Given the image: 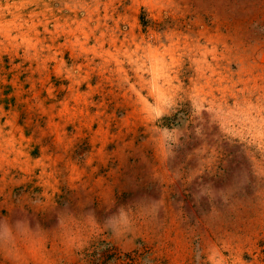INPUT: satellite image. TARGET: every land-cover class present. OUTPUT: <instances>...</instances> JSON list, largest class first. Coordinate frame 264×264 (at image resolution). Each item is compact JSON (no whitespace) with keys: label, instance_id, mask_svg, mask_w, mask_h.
<instances>
[{"label":"rangeland","instance_id":"rangeland-1","mask_svg":"<svg viewBox=\"0 0 264 264\" xmlns=\"http://www.w3.org/2000/svg\"><path fill=\"white\" fill-rule=\"evenodd\" d=\"M0 264H264V0H0Z\"/></svg>","mask_w":264,"mask_h":264}]
</instances>
